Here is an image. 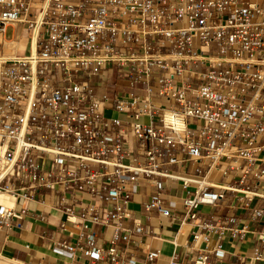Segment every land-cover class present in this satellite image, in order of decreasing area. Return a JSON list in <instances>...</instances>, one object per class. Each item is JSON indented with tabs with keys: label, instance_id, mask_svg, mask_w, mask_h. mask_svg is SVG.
I'll list each match as a JSON object with an SVG mask.
<instances>
[{
	"label": "built area",
	"instance_id": "1",
	"mask_svg": "<svg viewBox=\"0 0 264 264\" xmlns=\"http://www.w3.org/2000/svg\"><path fill=\"white\" fill-rule=\"evenodd\" d=\"M39 1L40 17L34 0H0V35L38 29L34 51L0 66V253L33 216L29 204L76 201L64 214L85 234L52 252L115 264L116 243L142 232L135 220L133 229L120 224L132 219L141 184L150 189L145 211L172 218L181 207L180 224L196 228L190 246L213 234L242 239L248 226L235 217L207 224L197 211L227 194L264 201V0ZM113 70L143 93L97 96L91 79ZM188 165L192 172L173 170ZM178 185V201L164 205L161 192ZM263 214L252 209L255 220ZM91 226L111 229L108 248ZM257 241L253 261L264 232ZM211 252L222 255L221 243ZM207 254L203 247L192 264Z\"/></svg>",
	"mask_w": 264,
	"mask_h": 264
},
{
	"label": "crops",
	"instance_id": "2",
	"mask_svg": "<svg viewBox=\"0 0 264 264\" xmlns=\"http://www.w3.org/2000/svg\"><path fill=\"white\" fill-rule=\"evenodd\" d=\"M10 27H14L15 31L14 35L8 39L6 32ZM26 36L27 32L24 27L7 26L0 35V56L4 55L9 50L8 47L11 46H15V49L22 52L14 51L15 56L27 54L29 52V37ZM4 45L6 50H4ZM103 75L102 78L95 77L90 81L97 96L107 94L112 97L119 92L143 93L141 86L131 88L129 82L114 70ZM112 116L115 115L111 113L108 117ZM173 170L192 172L191 165L174 166ZM149 194V187L141 184L138 193L128 205L133 217L121 221V226L133 229V220H135L141 225L142 232L132 234L127 244L122 240L116 243L115 247L119 257L115 264L129 260L135 264H168L171 258H175L179 264H192L200 255L203 247L208 251L206 264H264V252H262L260 261L252 260L253 249L259 247L257 236L264 232V214L260 219L255 220L252 217V209H264V201L245 203L237 201L231 194H227L226 198L215 207H200L197 211V218L200 221L212 224L215 220L235 217L239 228L247 225L248 229L242 239H232L226 233L219 240L218 236L213 234L207 244L199 243L196 247H192L189 243L196 228L188 223L180 224L181 207L172 213V218L162 217L155 210L147 212L144 209V204L149 200ZM161 195L164 205L167 198L178 201L181 196L180 187L179 185L177 188L168 186L161 192ZM81 200L83 204L90 203L86 197H82ZM47 204L46 207L36 204L28 205L33 216L26 218L27 224L23 230L14 229L9 234L8 242L0 253V264H72L66 258L53 253L52 246L56 243H78L79 236L85 234L78 218L75 223H71L64 214L73 205L78 206L79 202H69L68 206L60 210L50 208L54 204L53 201H48ZM92 204L98 205L99 203L92 202ZM245 204L247 207H244ZM90 231L95 234L99 248L109 247L108 240L111 236V229L91 226ZM220 243L223 254L218 256L211 251ZM152 252L158 253V256L150 261L147 259V254ZM86 262V258H78L73 264H86ZM98 264L110 263L108 260H104Z\"/></svg>",
	"mask_w": 264,
	"mask_h": 264
},
{
	"label": "bare ground",
	"instance_id": "3",
	"mask_svg": "<svg viewBox=\"0 0 264 264\" xmlns=\"http://www.w3.org/2000/svg\"><path fill=\"white\" fill-rule=\"evenodd\" d=\"M44 7H45V1H41L38 8L36 9V13H37L38 17H40L41 9H43ZM37 32H38V29H35L33 32H30V35L28 38V50L29 51H34V41L36 39ZM14 49H15V46H11L10 49L8 51H6V53L4 55L0 56V66L2 63L10 61L11 59H13L15 57V55H14L15 50Z\"/></svg>",
	"mask_w": 264,
	"mask_h": 264
},
{
	"label": "rangeland",
	"instance_id": "4",
	"mask_svg": "<svg viewBox=\"0 0 264 264\" xmlns=\"http://www.w3.org/2000/svg\"><path fill=\"white\" fill-rule=\"evenodd\" d=\"M39 4H40V1L39 0H34V2H33V5H32V7H33V10L34 11H36V9L38 8V6H39ZM14 31H15V28L14 27H10L8 30H7V32H6V38H10V37H12L13 35H14ZM27 32V36L26 37H29V35H30V32H28V31H26ZM23 36L21 35V38H22ZM9 49H10V47H8ZM4 50H6V47L4 46ZM15 52L16 53H22V52H20V50H18V49H15ZM111 113L112 112H106V116H109V115H111Z\"/></svg>",
	"mask_w": 264,
	"mask_h": 264
}]
</instances>
